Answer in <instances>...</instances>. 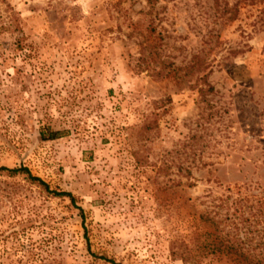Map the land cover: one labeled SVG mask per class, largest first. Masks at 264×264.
I'll return each mask as SVG.
<instances>
[{"label":"rangeland","instance_id":"obj_1","mask_svg":"<svg viewBox=\"0 0 264 264\" xmlns=\"http://www.w3.org/2000/svg\"><path fill=\"white\" fill-rule=\"evenodd\" d=\"M43 125L62 135L41 140ZM191 158L211 165L187 177ZM20 165L83 219L0 173V264H183L169 241L188 239L208 190L264 187V0H0V166Z\"/></svg>","mask_w":264,"mask_h":264},{"label":"trees","instance_id":"obj_2","mask_svg":"<svg viewBox=\"0 0 264 264\" xmlns=\"http://www.w3.org/2000/svg\"><path fill=\"white\" fill-rule=\"evenodd\" d=\"M15 45L19 49L22 48L20 38L15 40ZM200 63V59L195 60L188 66V72L191 74L194 69H199ZM159 73L161 69L156 72ZM196 81L201 82L189 87L197 89L199 101H204V96L208 92H213V87L208 84L205 75L198 76ZM170 102L171 97L166 96L160 99L158 104ZM155 125L156 120L147 115L136 128L135 136L140 146L132 151V155L138 166L151 163L147 154L150 148L144 143L151 138V131ZM38 134L41 140H51L60 137L62 130L43 125L39 128ZM197 136L193 133L189 137L188 147L193 155L198 150ZM208 165L211 164L196 162L195 158H191L183 169L185 175L191 177L193 168ZM168 169L167 164H160L156 172ZM0 173L9 176L20 175L28 182L36 183L47 193L69 197L75 206V198L70 192L51 190L49 185L40 177L33 175L27 166H0ZM179 184L180 181L172 180L171 186ZM188 185L192 183L189 182ZM235 189L232 190V195L229 193L231 191L229 186L225 188L228 192L226 195H215L208 190L206 195L208 201L200 202L205 208L192 215L190 222L193 228L188 234V239L173 238L169 241V254L172 259H179L183 264H202L203 257H226L232 264H264V187L244 183L235 185ZM75 207L83 219V208Z\"/></svg>","mask_w":264,"mask_h":264},{"label":"clouds","instance_id":"obj_3","mask_svg":"<svg viewBox=\"0 0 264 264\" xmlns=\"http://www.w3.org/2000/svg\"><path fill=\"white\" fill-rule=\"evenodd\" d=\"M81 2L83 3V2H85V0H81Z\"/></svg>","mask_w":264,"mask_h":264}]
</instances>
